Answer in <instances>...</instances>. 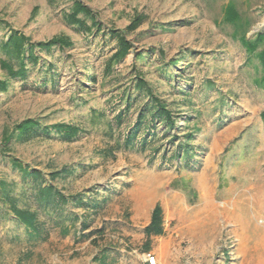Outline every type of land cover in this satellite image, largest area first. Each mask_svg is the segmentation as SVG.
<instances>
[{
    "label": "rangeland",
    "instance_id": "obj_1",
    "mask_svg": "<svg viewBox=\"0 0 264 264\" xmlns=\"http://www.w3.org/2000/svg\"><path fill=\"white\" fill-rule=\"evenodd\" d=\"M76 1L93 15L79 10L83 24L71 19ZM229 1L240 28L226 20ZM14 31L72 44L37 48L24 78L3 68L0 46V181L16 198L0 190V264H147L148 253L264 264V38L255 51L242 42L264 34V0H0V40ZM115 32L130 42L119 61ZM158 102L173 124L147 112ZM27 119L36 129L5 146ZM57 124L78 132L64 138ZM13 159L68 202L40 208ZM13 203L38 211V233Z\"/></svg>",
    "mask_w": 264,
    "mask_h": 264
},
{
    "label": "trees",
    "instance_id": "obj_2",
    "mask_svg": "<svg viewBox=\"0 0 264 264\" xmlns=\"http://www.w3.org/2000/svg\"><path fill=\"white\" fill-rule=\"evenodd\" d=\"M74 8L75 11L71 15V19L75 22L83 24V21H81L77 16L79 10L83 11L86 15H91L93 17V15L91 14V10L79 1L75 2ZM225 15L226 20L235 22L238 21L240 23L237 28H240L242 25H244V23L241 22L240 19L241 13L233 1H229L227 6L225 7ZM115 33L120 39L121 47L114 54L113 59L119 61L128 53V50L130 48V42H128L125 37L120 34V32ZM257 37L258 39L256 41L247 40L244 36H242V42L247 46L250 51H255L258 45V41L264 38V34H259ZM71 44L72 43L67 36H55L49 40L31 42L27 36L17 31H14L7 37V39L3 41L0 40V46L7 52V54H9V59L2 60V66L4 69H6L11 78H15L17 76L24 78L26 77L28 71L27 64L29 62L37 63L39 60V57L35 53V50L37 48L42 51H51L55 48L64 49L65 47L70 46ZM257 56L261 61L262 69L264 71V48L257 53ZM262 81L264 82V72L261 78V82ZM0 86L3 89H6L7 82L0 81ZM147 112H150L154 119H156V117H159L163 120L168 121L170 124L174 123L170 112L165 110L164 107L159 106V102L158 104L154 103L151 106L150 110H148ZM142 118L143 117L140 116L141 120ZM37 126L38 122L33 119H27L22 122H19L15 126V131H12L9 135L6 136L4 145L7 146L8 142L14 135L19 138H24L31 135V133L36 129ZM55 128L57 133L61 134L64 138H71L75 136L78 132L76 127L67 124H57L55 125ZM185 145L186 151L188 153L190 151L189 144L186 143ZM13 163L22 171V173L26 177H30L32 181L35 182V184L33 185V189L35 188L34 197L39 203L40 208L50 210L51 208L61 206V204L68 202V198L63 195L55 186L47 183L45 184V180L43 179L40 171L33 169L31 170L16 159H13ZM62 171L68 173V170L64 169ZM56 174L57 172H55L54 175ZM0 190L2 191V196H4L5 200L11 203L16 201L15 196L12 194L13 191L8 186L6 181H0ZM76 198L78 199V203H83L82 197L80 195H78ZM11 208L13 213L23 224H25V226L30 232L38 233L40 231L42 222L39 220V214L37 210H33L29 207L20 208L15 203L11 204ZM160 213V209L157 208L153 215V223L147 229L148 233H151V229H155L153 226H155L156 223L159 222L161 215Z\"/></svg>",
    "mask_w": 264,
    "mask_h": 264
},
{
    "label": "built area",
    "instance_id": "obj_3",
    "mask_svg": "<svg viewBox=\"0 0 264 264\" xmlns=\"http://www.w3.org/2000/svg\"><path fill=\"white\" fill-rule=\"evenodd\" d=\"M146 262L147 264H159L157 257L152 253L146 255Z\"/></svg>",
    "mask_w": 264,
    "mask_h": 264
},
{
    "label": "bare ground",
    "instance_id": "obj_4",
    "mask_svg": "<svg viewBox=\"0 0 264 264\" xmlns=\"http://www.w3.org/2000/svg\"><path fill=\"white\" fill-rule=\"evenodd\" d=\"M204 187H205V185H203ZM212 205V207H211V210H210V212H211V214L212 215H214L215 217L217 216V215H219V212H220V206L219 205H217V204H211ZM201 213V212H200ZM222 213V212H221ZM198 214L199 213H197L196 215H197V217H198ZM203 219V218H202ZM257 220V219H256ZM255 233V232H254ZM255 235V234H254Z\"/></svg>",
    "mask_w": 264,
    "mask_h": 264
}]
</instances>
